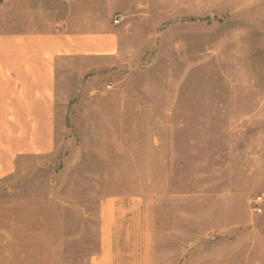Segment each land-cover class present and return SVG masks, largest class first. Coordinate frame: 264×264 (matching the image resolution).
Returning a JSON list of instances; mask_svg holds the SVG:
<instances>
[{"label": "crops", "instance_id": "crops-1", "mask_svg": "<svg viewBox=\"0 0 264 264\" xmlns=\"http://www.w3.org/2000/svg\"><path fill=\"white\" fill-rule=\"evenodd\" d=\"M148 6L149 0H0V128L5 119L35 120L40 112L56 118L58 104L71 102V118L87 120L66 140L74 143L63 172L79 189L84 184L83 205L91 193L96 207L89 214L97 248L88 264H244L245 232L254 246L264 229V212L247 205L246 101L163 90L154 97L147 81L138 89L134 77L148 76L140 63L145 51L125 41L150 21ZM164 6L158 0L157 13L164 15ZM170 8L175 15L173 1ZM164 55L160 42L158 71ZM68 72L78 79L70 99L63 96ZM154 118L152 130L112 124ZM19 125L13 133H30ZM253 193L250 201L264 192Z\"/></svg>", "mask_w": 264, "mask_h": 264}, {"label": "rangeland", "instance_id": "rangeland-1", "mask_svg": "<svg viewBox=\"0 0 264 264\" xmlns=\"http://www.w3.org/2000/svg\"><path fill=\"white\" fill-rule=\"evenodd\" d=\"M157 1L149 0L150 21L139 24L142 31H135L138 34L125 41L126 47L145 51L143 60L136 63L149 68L147 77L135 76L134 82L143 90L147 81L148 94L154 97L161 90L196 96L197 100L207 96L243 97L245 185L252 199V192H264V0H164V15L157 13ZM172 1L175 15L168 12ZM3 10L5 15L11 14V7ZM144 29L148 30V40ZM160 42L165 45V55L164 68L161 65L158 71ZM65 76L63 96L74 98L76 73ZM255 100L259 101L252 102ZM67 105L71 108L73 102L58 104L56 118L41 117L44 113L40 112L35 120H3L0 264H88L97 248L98 228L89 214L96 208L91 193L83 205L84 184L79 189V184L67 180V172H63V160L74 143L76 127L88 125L87 120L71 118ZM150 105L155 111V103ZM94 120L96 125L105 121ZM18 121L21 130L30 126V133H13ZM168 121L172 125V120ZM112 124L152 130L157 120H113ZM71 138L73 141H66ZM250 199L247 205L252 209ZM258 221L264 225V214ZM245 234L244 264H264V229L257 234L260 245H248L251 233Z\"/></svg>", "mask_w": 264, "mask_h": 264}, {"label": "built area", "instance_id": "built-area-1", "mask_svg": "<svg viewBox=\"0 0 264 264\" xmlns=\"http://www.w3.org/2000/svg\"><path fill=\"white\" fill-rule=\"evenodd\" d=\"M122 20L121 16H118L115 20L114 23L118 24ZM108 87H111V85H108ZM252 209L253 212L256 214H262L264 211V193L257 195L253 201H252Z\"/></svg>", "mask_w": 264, "mask_h": 264}]
</instances>
